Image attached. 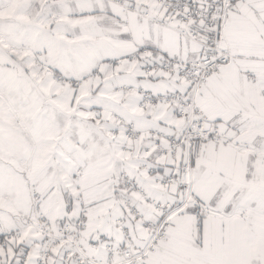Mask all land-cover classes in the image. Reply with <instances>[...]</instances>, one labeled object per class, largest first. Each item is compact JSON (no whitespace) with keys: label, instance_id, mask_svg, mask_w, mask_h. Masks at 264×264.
<instances>
[{"label":"snow or ice","instance_id":"1","mask_svg":"<svg viewBox=\"0 0 264 264\" xmlns=\"http://www.w3.org/2000/svg\"><path fill=\"white\" fill-rule=\"evenodd\" d=\"M0 264H264V0H0Z\"/></svg>","mask_w":264,"mask_h":264}]
</instances>
